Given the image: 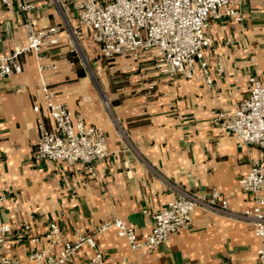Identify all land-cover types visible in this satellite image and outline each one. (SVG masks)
Wrapping results in <instances>:
<instances>
[{
  "label": "crops",
  "instance_id": "0c3cea01",
  "mask_svg": "<svg viewBox=\"0 0 264 264\" xmlns=\"http://www.w3.org/2000/svg\"><path fill=\"white\" fill-rule=\"evenodd\" d=\"M18 1L0 13V71L4 59L28 45L27 23L80 27L73 0H25L28 11ZM240 12L242 20L222 10L207 29L210 82L199 66L193 78L163 74L148 52L109 60L89 31L62 37L41 54L18 55L22 71L0 76V197L7 198L0 202V226H11L0 243V261L5 255L37 264L32 255L43 248L57 255L60 248L43 238L51 221L73 239L77 233L95 234L101 223L119 217L145 237L153 216L176 195L168 181L207 196L218 189L235 209L255 205L240 179L255 160L264 159V149L242 143L215 121L219 111L237 108L249 95L252 75H264V0H245ZM44 86L75 117L103 128L106 155L94 163V174L81 161L35 158L39 119L53 126ZM36 237L42 240L33 241ZM96 240L107 264H264V237L251 225L199 208L190 227L153 252L132 250L115 229ZM94 253L85 245L66 264H92Z\"/></svg>",
  "mask_w": 264,
  "mask_h": 264
},
{
  "label": "built area",
  "instance_id": "2783aa9c",
  "mask_svg": "<svg viewBox=\"0 0 264 264\" xmlns=\"http://www.w3.org/2000/svg\"><path fill=\"white\" fill-rule=\"evenodd\" d=\"M15 0H0V13L4 8L12 9ZM245 0H73L80 27L77 30L59 25L35 28L27 23L28 45L18 49L12 58L4 59L0 76L22 71L16 61L20 53L41 54L62 42V37L70 38L83 31H89L93 43L100 54L110 60L118 56L139 58L143 52L153 55L160 65V72L171 77L193 78L197 67L204 77L211 81L209 65L204 58V50L212 43L207 34L211 20L224 14L242 20L240 8ZM18 8L28 11L31 5L25 0L18 1ZM45 69V66H40ZM219 70H222L219 67ZM259 75L250 77L251 89L239 106L233 110L219 111L215 117L222 129L236 135L242 143H253L264 149V81ZM45 92V108L53 120L48 128L42 119L38 121L40 139L35 158L40 161H66L73 164L81 161L94 174V163L106 155V135L102 127L87 124L82 117H75L64 103L54 98L48 87ZM40 105L34 111L40 112ZM130 148L132 147L131 144ZM176 192L170 203L157 212L151 232L141 237L136 229L124 219L115 218L101 223L95 234L77 233L68 239L57 221H51L43 237L50 246L59 247L57 255L50 248L33 253L37 264H66L74 258L80 248L87 245L94 249L92 264H107L103 252L98 248L96 235L115 229L125 237L132 250L153 252L173 234L191 226L196 209L241 220L251 225L260 237H264V159L253 162L250 171L240 179V185L254 195L255 205L243 210L230 205L218 189L209 196L193 193L180 185L167 182ZM5 195L0 202L5 201ZM25 225V228H28ZM11 232L7 223L0 226V243ZM42 238H34L40 242ZM264 259V249L260 250ZM0 264H19L16 258L2 256Z\"/></svg>",
  "mask_w": 264,
  "mask_h": 264
},
{
  "label": "rangeland",
  "instance_id": "374dc122",
  "mask_svg": "<svg viewBox=\"0 0 264 264\" xmlns=\"http://www.w3.org/2000/svg\"><path fill=\"white\" fill-rule=\"evenodd\" d=\"M83 60H84L85 65L90 66V62H89V60H88L87 57H85L84 55H83ZM109 60H110V59H109Z\"/></svg>",
  "mask_w": 264,
  "mask_h": 264
}]
</instances>
